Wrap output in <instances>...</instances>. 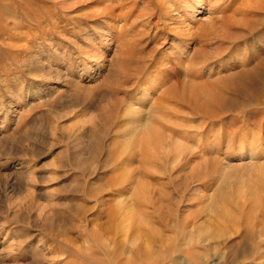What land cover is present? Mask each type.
Segmentation results:
<instances>
[{"label":"rangeland","instance_id":"obj_1","mask_svg":"<svg viewBox=\"0 0 264 264\" xmlns=\"http://www.w3.org/2000/svg\"><path fill=\"white\" fill-rule=\"evenodd\" d=\"M181 1L0 0V264H264V0Z\"/></svg>","mask_w":264,"mask_h":264},{"label":"bare ground","instance_id":"obj_2","mask_svg":"<svg viewBox=\"0 0 264 264\" xmlns=\"http://www.w3.org/2000/svg\"><path fill=\"white\" fill-rule=\"evenodd\" d=\"M206 0H194V1H192V0H182L181 1V3H183L184 4V7H185V9L186 10H188L189 11V13H191L190 15H192V16H195V15H199L203 10H202V8L204 7V5L206 4ZM191 17V16H190ZM177 40V39H176ZM261 41V40H260ZM258 45H257V43L256 42H254L253 43V46H252V49H255L256 47H257ZM235 51H236V53H235V55L237 54V52H240V51H242V49L238 46L236 49H235ZM167 53V52H166ZM168 55V54H167ZM164 56H166V55H164ZM163 56V57H164ZM162 59V58H161ZM164 64V63H163ZM162 68V67H161ZM53 77V76H52ZM119 112V111H118ZM121 115V114H120ZM119 116V115H118ZM122 116H123V119L122 120H124V122H122L123 123V129H122V133H123V142L125 141V144H131V143H138V144H140L142 147H150V146H152V147H154L153 149V151H155V153L156 152H160V150L162 151V150H164V152H166V154H165V157H158V158H160V160L162 161V163H166L167 165L168 164H170V166H175L176 164V162L178 161H182V160H184V161H186L187 160V157L185 158V157H183L182 158V156H183V148H182V150L180 151V152H178L177 154H176V156H173V157H170L169 155H170V152H171V150H172V148L175 146V144H177V142L178 141H181L180 139L183 137V133H185V132H187L185 129H181V128H174L173 126V124L170 122V123H168V121H167V119L165 120V118H167L166 116H165V118H163L164 117V115H157V113H155V111L153 110V109H151V107L150 108H148V107H144L143 106V108H138V107H133V106H131V105H128L127 106V108L124 110V113L122 114ZM158 120V122H157V125L159 126V127H157V125L155 126L154 125V122L155 121H157ZM159 120H161V121H159ZM120 121V120H119ZM170 121V120H169ZM156 124V123H155ZM170 124V125H169ZM171 124L173 125V126H171ZM166 130H168V131H170V133H169V136L168 137H164V136H166V135H164V133L166 134ZM121 130H119V132H120ZM121 133V132H120ZM119 133V134H120ZM199 142L195 145V147L194 146H192V145H184V146H187V147H184V149H186V148H188V147H194V148H192L191 147V149H197L195 152H196V154L198 155V156H200L201 157V153H202V149L203 148H201V139H199L198 140ZM263 143H261L260 141L259 142H254L253 143V145H254V147H252L249 151H248V154H255V153H257V151L259 152V150H258V148H259V146H261ZM121 145H122V143H121ZM121 145H119V148H120V146ZM135 145V144H134ZM183 145V144H182ZM233 145V144H232ZM231 145V146H232ZM123 147H124V145H122ZM121 146V149L123 150V147ZM204 146V145H203ZM126 147H127V145H126ZM126 147H124V148H126ZM142 147H141V149H142ZM118 148V147H117ZM134 148H136V149H138L137 147H135L134 146ZM180 148H181V146H180ZM120 149V150H121ZM175 149H176V147H175ZM119 150V149H118ZM117 150V151H118ZM132 151H133V149H131ZM135 150V149H134ZM146 150V149H145ZM186 150H188V149H186ZM185 150V151H186ZM189 150H190V148H189ZM127 151V150H126ZM139 151H141V150H139ZM193 151V150H192ZM262 151H264L263 150V148H262ZM121 152V151H120ZM119 152V153H120ZM129 152H131V151H129ZM135 152H138V151H135ZM142 152V151H141ZM118 153V154H119ZM133 153V152H132ZM131 153V154H132ZM143 153H144V151H143ZM121 154V153H120ZM119 154V155H120ZM130 154V153H129ZM136 154V153H135ZM135 154H133V157H134V155ZM140 154V153H139ZM146 154H148L149 155V151H148V153L146 152ZM161 154V153H160ZM172 154V153H171ZM190 154H191V152H190ZM190 154L188 155V157L190 156ZM195 154V155H196ZM205 154V153H204ZM259 154V153H258ZM261 154V153H260ZM123 155V154H122ZM121 155V156H122ZM126 155V154H125ZM142 155H144V154H142ZM151 155H153V153L151 154ZM155 155H157V154H155ZM256 155V154H255ZM130 156V155H129ZM128 156V157H129ZM257 156V155H256ZM127 157V158H128ZM146 157V156H145ZM152 157V156H151ZM151 157H149V158H151ZM156 157V156H155ZM191 157V156H190ZM146 158H148V156L146 157ZM145 158V159H146ZM148 158V159H149ZM252 158H253V156H252ZM152 159V158H151ZM189 159V158H188ZM123 160V159H122ZM150 160V159H149ZM159 160V159H158ZM127 161V160H126ZM144 162H146L145 160H143ZM120 162V161H119ZM130 162H131V160H130ZM150 162V161H149ZM148 162V163H149ZM157 162V161H156ZM187 162H189V161H187ZM186 162V163H187ZM121 163V162H120ZM143 163V162H142ZM152 163V162H151ZM182 164H183V162H181ZM175 164V165H174ZM180 164V163H179ZM117 165H119V164H117ZM145 164H143L142 166H144ZM152 165H154L153 163L150 165V163H149V165L148 166H151L152 167ZM178 165V164H177ZM176 165V166H177ZM155 166V165H154ZM183 166V165H182ZM120 167V165L118 166V168ZM128 167L130 168V166L128 165ZM128 167L126 166V171L125 172H127V169H128ZM184 167V166H183ZM147 168V167H146ZM145 168V169H146ZM132 169H134L135 170V168H131V170ZM145 169H144V171H145ZM129 170V169H128ZM130 170V174H131V172L133 173L134 172V170L133 171H131ZM147 170V169H146ZM151 170V169H150ZM183 170V169H182ZM186 170V169H185ZM142 172V171H141ZM149 172V171H148ZM199 173V175H200V177H201V172H198ZM129 174V173H128ZM121 176H125V175H122V174H120ZM132 176V178H133V175H135V173H133V174H131ZM149 175V174H148ZM198 175V174H197ZM198 175V176H199ZM127 176H129V175H127ZM120 177V176H119ZM122 178V177H121ZM121 178L119 179L120 181H122L121 180ZM135 178V177H134ZM188 178V177H187ZM123 179V178H122ZM134 179H132V181H133ZM114 181H115V179H114ZM113 181V182H114ZM123 181L125 182L126 180H124L123 179ZM122 181V182H123ZM127 183L129 182V181H126ZM133 183V182H132ZM139 185L141 184V183H139V182H137ZM112 184V183H111ZM114 184H115V182H114ZM122 183L120 182V183H118V181H117V178H116V186L117 185H121ZM129 184H131V182L129 183ZM128 184V185H129ZM136 184V183H135ZM138 184H136V185H138ZM145 184V183H144ZM147 184V183H146ZM110 185V184H109ZM113 185V184H112ZM111 185V186H112ZM136 185H134V186H136ZM142 185H143V182H142ZM142 185H140V186H142ZM149 185V184H148ZM131 186V185H130ZM139 186V187H140ZM147 186V185H146ZM108 187V186H107ZM120 187H122L123 188V186L121 185ZM128 187V186H127ZM132 187V186H131ZM187 187V186H186ZM122 188L120 189V190H122ZM134 188V187H133ZM141 188H144V186H142ZM108 189V188H107ZM128 189H131V188H128ZM139 189L140 188H137V190H138V192L136 193V195L138 194V193H140L139 192ZM146 189V187L143 189V191ZM113 190V189H112ZM137 190H135V192L137 191ZM109 191V190H108ZM117 191H118V189H117ZM131 191V190H130ZM142 191V192H143ZM147 191V190H146ZM146 191H144V192H146ZM131 193H132V191H131ZM146 194H148V192L146 193ZM130 195V194H129ZM141 195H143V194H141ZM127 196V195H126ZM139 196V195H138ZM145 196V195H144ZM148 196V198H146L147 199V201H149L150 200V202H151V199H149V195H146V197ZM132 197V194H131V196H130V198H127V199H129V201L132 199L131 198ZM135 197V196H134ZM117 198V197H116ZM122 198H124V197H122ZM121 197H120V199H122ZM142 198V197H141ZM145 198V197H144ZM119 199V201H121ZM145 199V200H146ZM149 199V200H148ZM155 199V198H154ZM126 200V199H125ZM125 200H123V202L121 201V203L123 204L124 202H126ZM144 199H143V202L145 201ZM128 201V202H129ZM134 201H136V197H135V200ZM139 201V200H138ZM147 201H145L144 203H146ZM156 202V201H155ZM157 202H158V200H157ZM119 203V202H118ZM127 203V202H126ZM138 203V202H137ZM137 203H136V206H137ZM128 204V203H127ZM129 204H130V202H129ZM128 204V207H125L124 206V208H126V211L127 212H129V213H131V209L132 208H135L136 209V207L134 206H130ZM140 204H142V203H140ZM149 204H152V203H149ZM123 205H125V203L123 204ZM135 205V204H134ZM144 205V204H143ZM142 205V206H143ZM147 205H145V207H146ZM122 207V206H121ZM144 207V206H143ZM139 208V206L137 207V209ZM141 208V207H140ZM140 208H139V210H140ZM136 209V210H137ZM143 209H145V208H143ZM143 211V210H142ZM259 244H262V246L264 247V242L262 241V243H261V240H260V243ZM243 258V257H242ZM264 259V254H260V256H259V259ZM258 259V260H259ZM247 260V259H246ZM256 261V260H255ZM249 263V262H248ZM254 263V262H253ZM169 264V263H168ZM251 264V263H250Z\"/></svg>","mask_w":264,"mask_h":264}]
</instances>
